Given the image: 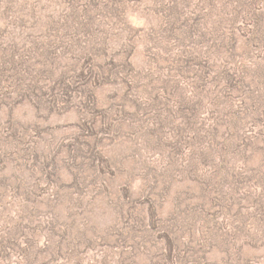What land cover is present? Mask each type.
Segmentation results:
<instances>
[{
	"label": "rangeland",
	"instance_id": "1",
	"mask_svg": "<svg viewBox=\"0 0 264 264\" xmlns=\"http://www.w3.org/2000/svg\"><path fill=\"white\" fill-rule=\"evenodd\" d=\"M222 2L0 0V264H264L263 126L214 46L264 47Z\"/></svg>",
	"mask_w": 264,
	"mask_h": 264
},
{
	"label": "trees",
	"instance_id": "2",
	"mask_svg": "<svg viewBox=\"0 0 264 264\" xmlns=\"http://www.w3.org/2000/svg\"><path fill=\"white\" fill-rule=\"evenodd\" d=\"M214 1H223L221 4V9L224 11H222L223 14L221 12L220 21L219 23L217 22V24L218 26L219 24L222 25L221 29H223L224 32L226 31V27L224 26V15L227 14L229 16V20L231 23L229 27H231L233 26L235 19L236 21L240 19V13L242 16L243 24L245 26V45L247 47H249V45L264 47V0H237V2H235V6L232 7L235 13V17L234 14L230 13V7L228 2L231 3V0H213V2ZM245 7L248 9H246ZM212 9L213 6H211L208 10V14L213 12ZM243 10H246L247 13H243ZM221 29L218 30L217 35H221V33H223L221 32ZM229 33L232 35L231 39H234L233 43L231 42V40H226L222 37L220 39H216L215 41V43L218 44L216 49L226 46V42H228L229 48L225 52H220L216 50L214 46V50L216 51L217 57L221 58L222 56H224L223 58H228V61L225 64L226 78H228L229 84V90H227V92H238L237 94L241 96L239 97V106L233 105L236 108L237 112L229 114L227 116H229V119H231V122L233 123L232 125H235L236 128H239L237 127L238 123H242L241 127L244 128L249 121H251L253 125H255V120H260L262 122L263 129L261 130V132H259V134H257V136H259L264 143V64H261V68H258V64L253 63L252 67L248 68V66H244L240 70L235 69V71H239V74L231 73V69L235 68V64L238 61H235L236 57L233 55V50H235V47L237 45L236 32L234 30H231ZM215 99L216 105H219L220 101L217 93L215 95ZM232 99L231 103H233ZM241 104L243 105L240 106ZM228 129L230 131V135L229 141L227 142L226 146H229V150L231 151L239 150L238 131L230 126L228 127ZM257 138L258 137H256V135L252 137L250 143L254 144Z\"/></svg>",
	"mask_w": 264,
	"mask_h": 264
}]
</instances>
